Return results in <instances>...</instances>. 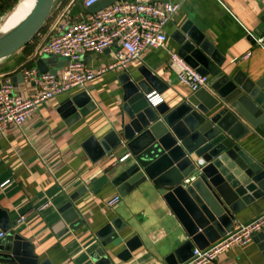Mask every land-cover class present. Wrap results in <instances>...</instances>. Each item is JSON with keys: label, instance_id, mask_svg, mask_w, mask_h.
<instances>
[{"label": "crops", "instance_id": "crops-1", "mask_svg": "<svg viewBox=\"0 0 264 264\" xmlns=\"http://www.w3.org/2000/svg\"><path fill=\"white\" fill-rule=\"evenodd\" d=\"M164 1L180 4L166 27L165 48L147 49L126 69L109 70L83 87L60 93L40 103L23 125L0 131V210L9 215L15 232L34 245L40 260L49 259L52 264H96L91 257L101 246L96 233L117 219L126 224L120 233L123 241L138 237L142 245L128 260L116 256L124 248L123 243L108 250L114 264H168L166 256L187 239L178 218L149 181L122 196L116 206H107V200L119 193L113 184L119 165L116 158L128 151L120 148L93 162L83 143L91 136L99 139L112 130H121L127 121L119 80L126 71L132 72L142 65L153 70L169 85L161 94L170 106L193 93L180 83L170 61V52L179 51L176 33L189 21L226 56L228 69L242 71L252 80L262 78L264 45L256 31L264 26V0ZM63 9L73 18H83L89 13L83 8L82 0H56L50 23L37 35L34 44L16 53L21 57L18 61L12 55L0 64L1 76L13 77L22 68L36 65L33 56L38 45ZM52 58L47 56L45 60L58 71L66 65ZM85 60L92 67L109 64L114 60V48L89 53ZM17 85L23 94L30 96L38 89L34 83L24 80ZM84 93L95 103V109L68 125L63 116L64 106L74 98L80 99ZM250 128L241 145L249 155L263 158L264 123ZM76 192L78 196L72 199ZM46 202L50 205L39 210ZM67 202H72L77 219L83 221L76 230L66 231L59 224L60 208ZM263 212L264 195L236 215L235 225L250 222ZM21 216H25L22 221ZM217 264H264L259 240L254 238L244 246L230 248Z\"/></svg>", "mask_w": 264, "mask_h": 264}, {"label": "water", "instance_id": "water-1", "mask_svg": "<svg viewBox=\"0 0 264 264\" xmlns=\"http://www.w3.org/2000/svg\"><path fill=\"white\" fill-rule=\"evenodd\" d=\"M115 1L99 0L87 10L97 13ZM55 2L35 0L19 22L8 29L0 26V64L39 34ZM256 32L264 45V26ZM175 38L179 55L209 76L207 86L182 97L174 106L162 102L153 107L146 95L165 92L168 83L146 65L126 71L119 80L127 121L121 130H112L99 139L89 137L83 148L93 162L120 148L131 153L125 162L118 163L113 184L125 197L151 182L187 233V239L165 260L168 264H185L195 247L204 249L225 236L234 226L236 215L264 195V157L249 155L241 145L250 126L257 128L264 123V76L252 80L242 71L228 69L226 56L190 21ZM45 57L38 58L36 66L41 72L56 73ZM12 80L22 82V73ZM94 109L95 103L84 93L64 106L63 116L71 125ZM77 196L78 192L71 198ZM60 212L59 224L66 231L83 225L72 202L62 206ZM125 226L117 219L96 233L101 242L91 254L96 264H114L108 250L119 243L124 248L116 256L122 260L130 259L142 245L138 237L123 241L120 233ZM0 228L7 233L0 240V264H52L49 259L40 260L34 245L15 232L11 218L2 210ZM255 238L264 254V233L259 232Z\"/></svg>", "mask_w": 264, "mask_h": 264}, {"label": "built area", "instance_id": "built-area-1", "mask_svg": "<svg viewBox=\"0 0 264 264\" xmlns=\"http://www.w3.org/2000/svg\"><path fill=\"white\" fill-rule=\"evenodd\" d=\"M98 1L82 0V6L87 10ZM179 8L180 4L164 0H117L97 13H87L83 18H73L67 9H63L51 23L33 58L37 61L43 56H61L67 60L66 65L56 73L41 72L36 65L22 68L23 80L38 86L31 96L23 94L11 76L0 75V131L23 125L40 103L48 102L60 93L73 87H83L109 70L126 69L147 49L165 48L168 39L166 27ZM108 48H114L111 63L92 67L86 62L87 54L100 53ZM170 61L180 83L193 92L207 86L209 76L199 73L178 52H170ZM146 99L153 107L164 102V97L157 91L148 93ZM130 155L128 151L117 156V162H125ZM121 199L117 193L107 200V206L114 207ZM49 205L50 202H46L39 210ZM24 218L21 216L19 220ZM263 229L264 212L250 222L236 224L209 247H195L185 264H217L230 248L248 244ZM6 235L0 230V240Z\"/></svg>", "mask_w": 264, "mask_h": 264}, {"label": "bare ground", "instance_id": "bare-ground-1", "mask_svg": "<svg viewBox=\"0 0 264 264\" xmlns=\"http://www.w3.org/2000/svg\"><path fill=\"white\" fill-rule=\"evenodd\" d=\"M35 0H19L14 9L10 11L1 23V27L8 29L19 22L32 8Z\"/></svg>", "mask_w": 264, "mask_h": 264}, {"label": "trees", "instance_id": "trees-1", "mask_svg": "<svg viewBox=\"0 0 264 264\" xmlns=\"http://www.w3.org/2000/svg\"><path fill=\"white\" fill-rule=\"evenodd\" d=\"M15 3H17V2H15ZM11 6H12L11 0H0V17L2 15L6 14L7 11L12 10L15 5L12 7ZM49 23H50V18L48 19L46 25L40 30V32L43 31ZM36 38H37V36L27 46L24 47V50L29 48L32 44H34L36 41Z\"/></svg>", "mask_w": 264, "mask_h": 264}, {"label": "rangeland", "instance_id": "rangeland-1", "mask_svg": "<svg viewBox=\"0 0 264 264\" xmlns=\"http://www.w3.org/2000/svg\"><path fill=\"white\" fill-rule=\"evenodd\" d=\"M15 2L18 3L19 0H17V1H16V0H11V5H12V6H14V5L16 6L17 3H15ZM12 6H11V7H12ZM15 6H14V7H15ZM11 7H10V8H11ZM13 9H14V8H13ZM13 9H12V10H13ZM12 10L7 11L6 14H4V15H2V16L0 17V26H1V23H3V20H4V18L6 17V15H7L10 11H12ZM52 57H54V58H52L53 60L55 59V60H56L57 62H59L60 64H66V63H67V60L64 59V58L61 57V56H52ZM12 58H15V60H17V59H20L21 57H18V55L15 54V55H13ZM17 61H18V60H17ZM59 63H58V64H59ZM53 65H56V62H54Z\"/></svg>", "mask_w": 264, "mask_h": 264}]
</instances>
